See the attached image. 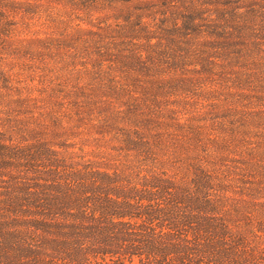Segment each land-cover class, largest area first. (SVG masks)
<instances>
[{
	"label": "trees",
	"instance_id": "trees-1",
	"mask_svg": "<svg viewBox=\"0 0 264 264\" xmlns=\"http://www.w3.org/2000/svg\"><path fill=\"white\" fill-rule=\"evenodd\" d=\"M39 2L0 0V103H7L0 110L12 106L24 111L29 106L30 99L12 87L2 60L6 52L26 51L2 38L9 34L14 15L38 14ZM120 2L123 9L113 20L122 28L110 38L93 18L98 20L96 14ZM146 2L61 0L65 8L80 12L81 17H73L80 31L95 37L94 47L101 45L94 66H81L88 77L87 86L78 91L82 106L74 104L77 122L88 114L83 107L98 106L103 112L100 134H117L105 142L111 153L65 158L60 152L69 147L62 140L71 129L66 131L54 117L47 137L38 118L34 127H0V264H264V204L254 211L259 205L252 200L233 198L242 193H234L235 181L221 170L222 156L211 158L200 133L191 132L192 138L164 135V126L189 134L190 122H176L168 110L170 122L160 123L154 106L147 105L149 88L113 75L112 65L145 69L142 53L114 48L142 39L125 34L139 32L133 23L143 29L140 6ZM70 39L41 43L71 47ZM113 50L117 64L110 60ZM123 82H128L130 95ZM58 88L51 93H61ZM43 116L50 118L51 112ZM120 120L129 125L120 126ZM14 133L20 139L14 141ZM111 140L117 141V148L108 145Z\"/></svg>",
	"mask_w": 264,
	"mask_h": 264
},
{
	"label": "rangeland",
	"instance_id": "rangeland-1",
	"mask_svg": "<svg viewBox=\"0 0 264 264\" xmlns=\"http://www.w3.org/2000/svg\"><path fill=\"white\" fill-rule=\"evenodd\" d=\"M140 1H147V5L140 6L145 15L143 31L133 23L132 29L139 32L125 35L142 39H130L123 48H114L116 43L111 44L110 48L119 53L126 48L142 53L145 69L149 70L126 67L120 70L112 65L114 77L123 80L127 76L138 80L142 89L149 88L147 105L154 106L153 112L158 113L160 123L170 122L168 110L174 112L172 117L176 122L189 121L190 135L186 132L187 135H180L168 126H164V135L192 138L191 132L200 133L199 140L207 141L206 151L211 158L216 153L222 156L221 170L235 181L234 193H242L232 197L252 200L259 205L254 211H260L264 204V0ZM39 3L41 7L36 15H14L9 34L2 38L12 42L18 51H26L24 54L6 52L2 60L12 87L30 102L24 111L3 107L1 130H11L18 123L34 127V118H38L44 122V137H47L54 117L66 131L71 129L66 140H62L69 150L61 151L60 156L111 153L105 142L117 131L110 130L107 136L100 134L103 112L98 106L83 107L88 114L79 123L75 116L78 109L74 106H82L78 91L87 86V71L81 66H94L95 53L101 45L94 47L95 37L90 38L87 32L79 30L73 15L80 12L65 8L61 0H40ZM122 6L121 2L115 3L111 10L96 14L98 20L93 18L94 25L106 30L110 38L119 26L122 28L121 23L113 20ZM64 37L71 38V47L41 43L48 38L68 39ZM148 37L150 42L144 40ZM114 54L113 50L110 60L117 64ZM123 84L130 95L128 82ZM58 85L61 93H51ZM10 101L13 103V99ZM52 104L59 108L52 109ZM49 112L50 118L43 116ZM119 123L122 127L129 125L123 120ZM11 137L20 139L19 133ZM108 145L118 147L114 140Z\"/></svg>",
	"mask_w": 264,
	"mask_h": 264
}]
</instances>
